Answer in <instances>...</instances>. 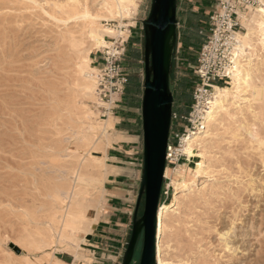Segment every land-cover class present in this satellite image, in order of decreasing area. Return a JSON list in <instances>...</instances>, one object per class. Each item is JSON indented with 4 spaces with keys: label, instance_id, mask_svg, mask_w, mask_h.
<instances>
[{
    "label": "rangeland",
    "instance_id": "374dc122",
    "mask_svg": "<svg viewBox=\"0 0 264 264\" xmlns=\"http://www.w3.org/2000/svg\"><path fill=\"white\" fill-rule=\"evenodd\" d=\"M101 1L104 0H0V264H6L15 255L20 256L14 257L18 258L15 260H34L45 254L66 264H119L129 241L130 215L143 168L142 21L148 17L151 0H135L133 11L124 17L115 14L114 0H105L100 7L97 4ZM213 4L214 0H177L179 26L169 80L174 96L172 110L184 112L187 109V103L178 101L176 89L181 79L192 76L191 66L203 42L198 31L204 27ZM86 10L97 21L94 26L84 18ZM248 13L252 12L245 14ZM95 26L109 43L105 48L92 47L88 29ZM98 27L112 31L105 33ZM73 42L89 49V58L92 52L101 56L98 65L91 63L97 68L96 76L102 68L105 52L124 49L122 61L128 84L119 102L105 117L96 107V93L84 91L88 83L76 72L81 55ZM259 57L261 61L255 67V75L262 85V103L252 107L241 105V109L228 112L222 110L214 123L206 120L203 131H207L208 136L193 143L194 155L184 153V143L183 162L165 170L158 207L170 205L176 197L164 219L165 235L161 238L162 259L168 264H264L263 51L259 52ZM247 60L241 66L244 67ZM109 119L110 124L105 125ZM132 128L133 133H127L130 136L127 139L134 141L128 145L134 147L129 160L125 164L116 163L125 169L126 182L132 190L130 221L112 226L104 222L109 202L102 190L108 187L109 170L115 164L110 154L118 147L117 143L126 139L123 137H128L119 131ZM104 129L108 139L103 136ZM197 154L204 156L207 175L195 179L189 190H175L179 174L185 184L194 179L191 172L199 160L195 157ZM76 175L86 179L85 183L77 184ZM73 193L78 194L83 206L100 201L97 205L100 213L87 235L76 233L72 240L62 241L56 238V230ZM82 211L86 213L85 208ZM142 213L143 203L138 217ZM52 214L58 219L56 229L49 228L51 239L43 243L46 248L42 245V253H32L31 245L43 238L47 218ZM86 221L85 216L79 227ZM105 227L115 233L112 246L105 247V251L89 246L93 242L88 238L107 231ZM139 240L132 264H139L143 236ZM76 253L84 258L74 260ZM102 253L106 255L103 257Z\"/></svg>",
    "mask_w": 264,
    "mask_h": 264
},
{
    "label": "bare ground",
    "instance_id": "6f19581e",
    "mask_svg": "<svg viewBox=\"0 0 264 264\" xmlns=\"http://www.w3.org/2000/svg\"><path fill=\"white\" fill-rule=\"evenodd\" d=\"M105 1V0H104ZM104 1H101V3L98 2L97 5L100 7L103 6ZM135 0H114L117 11L116 15H119V17H124V15L129 12V14L133 11L132 5L134 4ZM112 2V1H111ZM113 2V3H114ZM111 4V3H110ZM96 5V4H95ZM113 7V6H112ZM75 8V7H74ZM124 8V9H123ZM107 9V7H106ZM116 9V7H115ZM125 10V12H124ZM252 13L248 14H240V23L245 28V32L238 33L236 36L238 46V54L240 56V61L237 63L235 70L233 72V75L231 76V81L229 82L228 86L223 87H215V91L213 93V99L211 100V110L207 113L206 120L208 122L214 123L217 119V115L220 111L228 112V110L231 109H241V105L248 104L250 107L252 105L257 106L262 101V89L261 86L258 83L257 75H255V67L259 62L261 61L259 57V52H264V12L262 11H250ZM112 14V13H111ZM84 18L90 20V24L94 26V24L97 22L94 20V16L90 15L89 12L86 10L84 11ZM87 26V23H85ZM99 25V23H97ZM90 25V26H91ZM84 26V27H85ZM82 28V27H81ZM99 28V27H98ZM83 29V28H82ZM85 29V28H84ZM100 29V28H99ZM105 33H108L112 31L110 28L102 27ZM64 33V32H62ZM68 33V32H67ZM73 33V32H72ZM71 33V34H72ZM119 35L122 34V32H118ZM82 34V33H81ZM67 35V34H66ZM86 35V34H85ZM88 35L89 39L91 41L92 47L99 49V48H105L109 45V43L104 39L103 34H101L99 31H97V27H91L88 29ZM62 36V35H61ZM68 36V35H67ZM75 36V35H74ZM72 36V37H74ZM69 37V36H68ZM77 37V36H76ZM81 37V36H80ZM84 37V36H83ZM67 38V37H66ZM71 38V37H69ZM65 39V38H64ZM68 39V38H67ZM79 39V38H78ZM82 39V37L80 38ZM79 39V40H80ZM87 39V38H86ZM71 39H69L70 41ZM76 40V39H75ZM67 41V40H65ZM73 41V40H72ZM84 41V40H83ZM84 45V44H83ZM72 46V45H71ZM70 46V47H71ZM73 47L77 50V53L81 55L80 62L77 66V74L80 76L81 79L86 81L88 84L84 85V91L85 89L90 92V94H95V76L97 68L93 67L91 65V60L89 58V49H86L82 47V44H79L77 42H73ZM69 48V47H68ZM72 48V47H71ZM111 49V47L109 48ZM95 50V49H94ZM72 52V51H71ZM75 52V51H74ZM73 52V53H74ZM76 53V52H75ZM77 54V55H78ZM70 55V54H69ZM73 56V54L71 55ZM74 57V56H73ZM79 57V56H78ZM75 58V57H74ZM76 59V58H75ZM78 59V58H77ZM248 59V60H247ZM245 60H247L246 65L243 67L241 66ZM79 61V60H78ZM74 68V67H73ZM261 72V71H260ZM76 76V75H75ZM97 77V76H96ZM79 82V81H78ZM262 82V81H261ZM77 83V82H76ZM83 83V82H82ZM78 84V83H77ZM80 85V84H79ZM82 88V89H83ZM87 92V93H88ZM84 93V92H83ZM82 93V94H83ZM79 94V93H78ZM81 94V93H80ZM85 95L86 92H85ZM82 96V95H81ZM91 96V95H90ZM247 97V98H246ZM76 99V97H73V100ZM85 99V98H84ZM72 101V99L70 100ZM264 101V100H263ZM97 102V101H96ZM73 103V101L71 102ZM75 103V102H74ZM262 103V102H261ZM75 105V104H74ZM83 105V104H82ZM102 105L107 106V104L103 103ZM81 107V106H80ZM254 107V106H253ZM263 108V107H262ZM70 109H68L69 111ZM74 110V109H73ZM86 110V109H84ZM72 111V110H71ZM79 111V110H78ZM81 111V109H80ZM79 111V113H80ZM236 111V110H235ZM234 111V112H235ZM70 112V111H69ZM75 112V111H74ZM82 112V111H81ZM85 113V112H83ZM259 113V112H258ZM71 114V113H70ZM226 114V113H225ZM239 115V114H238ZM258 115V114H257ZM86 116V115H83ZM91 116V115H90ZM95 116V115H94ZM234 116V114H233ZM256 116V115H255ZM221 117V116H220ZM228 117V116H227ZM82 118V116H81ZM93 118V117H92ZM91 118V119H92ZM258 118V117H257ZM77 119V118H76ZM222 119V117H221ZM95 120V119H94ZM111 119H109L107 122H105V125L110 122ZM220 120V119H219ZM237 120V119H235ZM254 120V119H253ZM256 120V119H255ZM81 121V120H80ZM221 121V120H220ZM233 121V120H232ZM257 121V120H256ZM79 122V121H77ZM82 122V121H81ZM95 122V121H94ZM97 122V120H96ZM237 122V121H236ZM264 122V121H263ZM219 123V122H218ZM110 124V123H109ZM221 124V123H220ZM219 124V125H220ZM264 124V123H263ZM103 125V124H102ZM101 126V125H100ZM99 127V126H98ZM92 128V127H91ZM213 128V127H212ZM89 129V127H88ZM101 129V128H100ZM95 130V129H94ZM92 130V131H94ZM211 130V129H210ZM102 131V130H101ZM103 136L107 138V135L105 133V129L103 130ZM111 131V130H110ZM217 132V131H216ZM100 133V132H99ZM213 133V132H212ZM98 134V133H97ZM74 135V134H73ZM72 135V136H73ZM76 135V133H75ZM78 135V134H77ZM97 136V135H96ZM95 136V137H96ZM208 136L207 131L201 130L200 132L189 136L187 139L184 140L185 146H184V153L188 156L194 155L191 148L193 143L196 144V142L203 140ZM213 136V134H212ZM78 137V136H77ZM74 138V137H73ZM88 138V137H87ZM98 138V137H97ZM102 139V138H101ZM108 139V138H107ZM84 140V139H83ZM257 141V140H256ZM89 142V141H88ZM264 142V141H263ZM79 144V143H78ZM81 144V143H80ZM184 145V144H183ZM182 145V147H183ZM78 146V145H77ZM196 146V145H195ZM200 147V146H199ZM87 149V148H86ZM85 149V150H86ZM90 149V148H89ZM83 150V149H82ZM197 151V150H196ZM203 152V151H202ZM197 153V152H196ZM93 154V153H92ZM76 156V155H75ZM81 156V155H80ZM90 157V156H89ZM196 158L199 160L195 162V165L193 167L192 165V176L194 179L191 181L189 180L187 184L184 183L182 175L177 176V183L174 185L175 190H180L184 192L183 190H189L190 187L195 184V179L198 177H204L207 175L205 173V165H204V156L202 154L195 155ZM80 159V158H79ZM93 159V158H92ZM75 160V159H73ZM78 162V160H76ZM76 162V163H77ZM92 162V161H91ZM194 162V161H192ZM73 164V163H72ZM75 164V163H74ZM194 164V163H193ZM93 165V162H92ZM96 166V165H95ZM93 166V167H95ZM99 166V164H98ZM73 169V168H72ZM102 170V169H101ZM100 170V171H101ZM178 170V169H177ZM176 171V170H175ZM179 172V171H178ZM102 173V172H101ZM180 173V172H179ZM74 174V173H73ZM103 174V173H102ZM185 175V174H184ZM94 176V175H93ZM74 179V178H73ZM76 183L77 184H83L85 183L81 175L75 176ZM89 179V178H88ZM209 179V178H208ZM90 182V181H89ZM88 182V183H89ZM101 183V182H100ZM98 186V185H97ZM84 190V189H83ZM91 190V189H90ZM76 191V190H75ZM86 191V188H85ZM80 192V191H79ZM78 192V193H79ZM103 193H105V190H102ZM84 193V192H83ZM85 194V193H84ZM98 194V193H96ZM56 197V195H54ZM82 196V195H81ZM86 196V195H85ZM65 197V195H64ZM62 198V197H61ZM67 198V197H66ZM65 198V199H66ZM60 199V198H59ZM64 199V198H63ZM62 199V201H63ZM64 199V200H65ZM50 200V199H49ZM84 200V199H83ZM59 201V200H58ZM68 204L67 208L63 212L60 221L59 226L57 228V237L58 239L62 241L66 240H72L76 233L87 235L90 230L95 226V224L98 221L99 211L97 205L100 203V201L88 203L86 205H82V201L80 202V199L78 198V194L73 193L71 197L68 198ZM176 201V197H173V200L170 205H164L163 207H158L157 210V225H156V250H155V263L156 264H168L162 259V245H161V238L164 237L165 232V223L164 219L169 213L170 209L173 206V202ZM92 202V201H91ZM59 203V202H57ZM66 204V203H65ZM60 205V204H59ZM63 207V206H62ZM61 207V208H62ZM82 208H85L86 213H83ZM53 208H51L49 211H51ZM64 210V209H63ZM56 211V210H55ZM60 211V210H59ZM85 216L87 217V221L82 226V228L79 227L81 224V221L84 220ZM58 217L55 216V214L51 215L49 218H47L46 224L48 225L44 231H43V238L39 239V243H28L31 245V252L32 253H42L45 240L51 239L50 237V227L54 228L56 223V220ZM167 219V218H166ZM84 223V222H83ZM172 223V222H171ZM56 229V228H54ZM40 231V230H39ZM37 237V236H36ZM55 238V239H56ZM30 239V238H29ZM34 240V239H33ZM83 241V240H82ZM28 242V241H27ZM53 243V242H52ZM44 245V246H42ZM51 245V244H50ZM54 245V244H53ZM55 246V245H54ZM75 246V242L73 244ZM29 248V247H28ZM46 248V246H45ZM51 248V246H50ZM25 250V249H24ZM42 251V252H41ZM46 251V250H45ZM8 254V253H7ZM11 254V253H10ZM9 254V256H10ZM14 257H20L15 255ZM11 257L10 261H6V264H63V262H60L58 259H56L52 255H42L40 258H35L34 260H15L18 258ZM75 260H79L84 258L79 253H76L74 255Z\"/></svg>",
    "mask_w": 264,
    "mask_h": 264
},
{
    "label": "water",
    "instance_id": "95a60500",
    "mask_svg": "<svg viewBox=\"0 0 264 264\" xmlns=\"http://www.w3.org/2000/svg\"><path fill=\"white\" fill-rule=\"evenodd\" d=\"M177 0H151L144 33L141 128L143 168L132 214L129 241L119 264H132L140 235L139 264H155L156 220L166 167L173 95L169 87L177 44ZM143 203V213L138 209ZM90 239V238H88Z\"/></svg>",
    "mask_w": 264,
    "mask_h": 264
},
{
    "label": "built area",
    "instance_id": "2783aa9c",
    "mask_svg": "<svg viewBox=\"0 0 264 264\" xmlns=\"http://www.w3.org/2000/svg\"><path fill=\"white\" fill-rule=\"evenodd\" d=\"M254 10L264 12V0H214L204 27L198 31L203 42L191 66L194 85L188 113L180 115L172 111L165 170L183 162L184 140L206 129V117L211 110L215 87L229 85L240 61L236 36L245 32V28L240 23L239 16ZM123 56L124 49L118 51V48L102 55V68L95 78L96 107L102 111V117L114 109L128 84ZM103 103L108 107L100 105Z\"/></svg>",
    "mask_w": 264,
    "mask_h": 264
},
{
    "label": "crops",
    "instance_id": "0c3cea01",
    "mask_svg": "<svg viewBox=\"0 0 264 264\" xmlns=\"http://www.w3.org/2000/svg\"><path fill=\"white\" fill-rule=\"evenodd\" d=\"M177 13H178V8H177ZM177 24H178V21H177ZM90 60H91V63L98 65L101 61V56L98 53L92 52L90 54ZM120 119H123V118H120ZM133 131H134V128L119 131L120 134L127 135L128 137H123L126 139L124 141H120L119 143H117L118 147L114 149L112 154H110V158L115 162V164L111 165L112 170H109L110 174L108 176V182H107L108 187L106 188V190L104 189L106 192V195L108 196L107 200L109 202L108 204L109 210L106 212L107 220H105L104 222L109 223L112 226L121 225L127 220L130 221V216H132V215L129 216L130 197L132 196L131 194L132 190L126 182L128 176L125 175L124 173L125 169L122 166L116 165V163L125 164L129 160V154L134 147H129L128 145L134 141H129L127 139L130 137L127 133H133ZM137 139H138V136H137ZM135 200L136 198L134 199V202H133L132 213H133V209L135 205ZM131 222H132V217H131ZM105 228H107V231H99L97 236L89 239L90 242H93V244H95V245L89 244V246L99 248L103 251L106 250L105 247L112 246L111 243H113V241L115 240L113 237L115 233H110L114 231L113 230L111 231L110 229H108L109 227H105ZM105 255H106L105 253H102L103 257ZM74 260H75V257H74ZM63 264H66V263L63 262Z\"/></svg>",
    "mask_w": 264,
    "mask_h": 264
},
{
    "label": "trees",
    "instance_id": "16d2710c",
    "mask_svg": "<svg viewBox=\"0 0 264 264\" xmlns=\"http://www.w3.org/2000/svg\"><path fill=\"white\" fill-rule=\"evenodd\" d=\"M184 44L187 45V40H184ZM191 46V45H190ZM188 48H190L188 46ZM173 61H174V57H173ZM173 61H172V67H173ZM172 67H171V73H172ZM171 76V74H170ZM193 77L190 76L184 79H181L177 85V89H176V94L178 95V101L183 102V103H187V109L184 112H180V111H175L173 110V112H176L180 115H186L188 113L190 104H191V92H192V88H193V83H194V79H192ZM174 97V96H173ZM135 257V256H134ZM134 260V258H133Z\"/></svg>",
    "mask_w": 264,
    "mask_h": 264
},
{
    "label": "flooded vegetation",
    "instance_id": "af4514ba",
    "mask_svg": "<svg viewBox=\"0 0 264 264\" xmlns=\"http://www.w3.org/2000/svg\"><path fill=\"white\" fill-rule=\"evenodd\" d=\"M140 236H142V234L140 235ZM139 239H140V237H139ZM140 240H138V242H139ZM139 243H137V245H138ZM137 247V246H136Z\"/></svg>",
    "mask_w": 264,
    "mask_h": 264
}]
</instances>
